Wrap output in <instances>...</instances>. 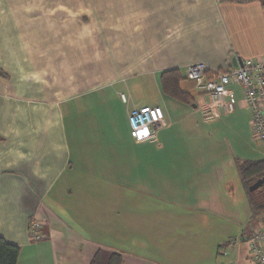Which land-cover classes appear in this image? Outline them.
Wrapping results in <instances>:
<instances>
[{
  "label": "crops",
  "instance_id": "1",
  "mask_svg": "<svg viewBox=\"0 0 264 264\" xmlns=\"http://www.w3.org/2000/svg\"><path fill=\"white\" fill-rule=\"evenodd\" d=\"M65 2L83 3L87 13L58 16L40 0H0V237L20 247L18 264H91L100 249L120 251L124 264H258L247 239L264 227V214L254 215L235 157L203 148L209 138L197 132L196 118L214 119L184 85L192 63L227 70L234 58H264V0ZM172 69L185 78L190 103L163 92L160 76ZM145 105L164 109L169 125L137 142L128 113ZM184 123L197 133L182 132ZM165 151L162 173L171 182L162 198L174 203V217L166 224L158 215L168 231L152 238L166 245L114 238L126 245L117 250L109 244L111 212L144 213L151 158L163 160ZM103 218L109 233L101 235ZM35 220L45 236L39 241L30 231ZM187 234L198 242L180 252Z\"/></svg>",
  "mask_w": 264,
  "mask_h": 264
},
{
  "label": "rangeland",
  "instance_id": "2",
  "mask_svg": "<svg viewBox=\"0 0 264 264\" xmlns=\"http://www.w3.org/2000/svg\"><path fill=\"white\" fill-rule=\"evenodd\" d=\"M40 2H41V7H40L41 9L45 10L46 9L45 6L47 5L48 6L47 13H59L58 16H62V15H64V13H85V12L87 13V11L84 9L83 3L81 5H78V6H80L79 8H75L76 5H74L73 3H67V2H65V0H54L51 2L47 0V3L43 0H40ZM68 5L70 7H72L74 12H68ZM40 13H41V11H40ZM95 33H96V35L93 32H88V35H89L92 42H97V27H95ZM51 63L53 64V62H51ZM182 83H181V85H182ZM185 88L190 90L191 92H193L192 94L195 97L197 104L201 105V102L199 100L198 91L194 88V82L188 79V82H186V84L184 85V89ZM235 91H236V97H237L239 104H238V107H237L236 112L234 114L227 115L226 117L223 116L220 119H214L211 121L205 120V121H208L207 124L206 123L203 124V122H202V115H203L202 112H201V114L199 113V116H197V118H196V123L198 124L197 132L200 134H202V133L207 134V137L209 138V143L206 144L205 146H203V148L205 149V151L207 153H212L213 155H215L217 157L219 155L229 154L230 157H232V156L235 157V160L238 161V163L240 161L245 160V159H247V160L248 159H253V160L264 159V150L260 146L259 140L256 139V137L253 134V128L251 125L250 113L248 110L244 111V109H242L240 107V106H242V104L244 102V98H243L240 86H237ZM125 94L129 97L128 93H125ZM154 106L155 105H153V107ZM166 121H167V123L169 122L167 120V118H166ZM187 125H188L187 123H184L182 132H185L188 129ZM188 130L190 132L192 131L190 129H188ZM197 132L194 130V131H192V134L193 133L196 134ZM185 135H186V133H185ZM183 150H184V147H183ZM152 153L153 154H151V155L159 154L154 149H153ZM182 153H184V151ZM190 153H193V152L190 151ZM160 154H162V156H163V152H160ZM169 154H170L169 151H165L163 160L161 158H157V157L151 158V161H150V175H151L150 180L153 181V185H155L156 187L154 188L155 190H153L152 181H151V183H150L151 187H150L149 194H148V201H149L150 205H149V207H147L146 210H144V213L143 212H142V214L137 213L136 210H131V211L128 210L127 215L118 214L117 211L111 212V214H112L111 217L113 218L112 229H114V230H112V232H110V233H109V228L106 227V225H105V219L104 218L107 216L106 215L103 216L104 217L103 221H102L103 223L100 227L101 235H104L105 233H109L111 235L110 239H109V244L111 246H113V244L118 246L117 250H126V245L124 242V247H120L119 242L113 243L114 238H116V239L130 238L132 240V243H136L139 239H140V241H142V239H144L143 236H145V238L147 236V238L150 240V243L152 245H155L157 243L156 242L157 238H155L153 240L152 235L153 234L156 235L157 232L162 233V232L168 231L167 229L165 231H163V228L165 226L164 225H163V227L158 226L156 219H157L158 215H161V213L163 215V213H165L164 223L167 224V223L171 222V220L169 218L172 219L174 217V215H173L174 211L171 210L174 207L173 206L174 203L171 200L165 201V198L164 199L162 198V196L164 194L169 196V191L164 190V187H165V185H167L168 187L170 186L171 179L168 178V175L166 177L165 174L162 173V172H164V169H162L164 167V165H166V168H168V165L170 164V159L168 158ZM172 154L173 153H171V155ZM171 163L174 167V161L173 160L171 161ZM176 165H177V162H175V166ZM159 166H162V167L158 171L157 169L159 168ZM211 168H212V166L210 167V165L207 164L205 166V168L201 166V168H199V170L201 169V172L203 171V169L210 171ZM177 169H178V171H180V168H177ZM237 171H238V168H237ZM173 173H174V171L172 170L171 172H169L167 174H173ZM224 174H227V172L223 171V175ZM231 176H233V172L231 173ZM154 206H155V208H152ZM163 206H167V211L160 210L161 207H163ZM89 212L90 213H101V212H98L97 210H95V211H83V215L85 213L87 215V213H89ZM80 216H81V214H80ZM98 216L102 217L100 215H98ZM143 217H144V222L141 221V220H143ZM129 219H133L135 221V224L139 223V226H136L135 229H133L132 225H131L132 222H130ZM125 220H127V221H125ZM115 227H116V230H115ZM83 228H80V229L87 236H90L89 232L84 230ZM190 238H191V236H189L187 234V236L184 238L185 241H183L182 246H180L178 248V250H180V252L189 250L190 246H194L198 242V240H196L195 243H193L190 240ZM166 242H167L166 239L160 240V238H159L160 244L159 243H157V244L160 246V248H163L166 245ZM132 243H131V245H132ZM129 250H133V248L130 249V245H129ZM263 251H264V249H263ZM110 252H112V251H110ZM118 252H120V251H118ZM250 253H251V251H250ZM140 254H142V253L140 252L139 255ZM251 256H253L252 253H251ZM135 258L136 257H133V259H135ZM180 261L178 262L179 264H182V263L184 264V260H180Z\"/></svg>",
  "mask_w": 264,
  "mask_h": 264
},
{
  "label": "built area",
  "instance_id": "3",
  "mask_svg": "<svg viewBox=\"0 0 264 264\" xmlns=\"http://www.w3.org/2000/svg\"><path fill=\"white\" fill-rule=\"evenodd\" d=\"M186 78L194 82L203 112L210 119H219L236 111L239 103L235 89L240 86L253 134L264 150V58H248L243 60L242 66H231L227 70H216L204 62H195L186 67ZM120 96L124 103H129L130 98L125 93ZM128 122L131 137L137 142L155 136L169 125L161 107L147 105L133 106L128 113ZM41 229L39 221L31 223L30 231L35 240L45 237ZM247 244L257 263L264 264V227L255 230Z\"/></svg>",
  "mask_w": 264,
  "mask_h": 264
},
{
  "label": "trees",
  "instance_id": "4",
  "mask_svg": "<svg viewBox=\"0 0 264 264\" xmlns=\"http://www.w3.org/2000/svg\"><path fill=\"white\" fill-rule=\"evenodd\" d=\"M222 1L229 3L243 2V0ZM160 77L161 88L166 95L186 103L191 102L189 95L181 90V83L185 78L179 69L166 70ZM238 171L244 183L254 215H263L264 189L251 192L250 186L258 179L264 177V159L240 161L238 163ZM20 250L18 245L8 243L4 238L0 237V264H18ZM91 264H124V257L121 253L108 252L100 249L93 257Z\"/></svg>",
  "mask_w": 264,
  "mask_h": 264
},
{
  "label": "water",
  "instance_id": "5",
  "mask_svg": "<svg viewBox=\"0 0 264 264\" xmlns=\"http://www.w3.org/2000/svg\"><path fill=\"white\" fill-rule=\"evenodd\" d=\"M239 65L240 66L243 65V59L242 58H234L232 66L238 67ZM260 189H264V177L258 179L255 183H253L250 186L251 192L258 191Z\"/></svg>",
  "mask_w": 264,
  "mask_h": 264
}]
</instances>
